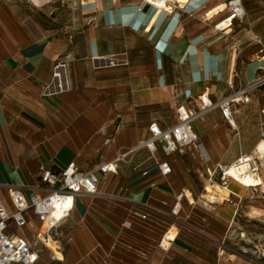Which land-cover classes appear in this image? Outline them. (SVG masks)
Returning a JSON list of instances; mask_svg holds the SVG:
<instances>
[{
  "label": "crops",
  "instance_id": "1",
  "mask_svg": "<svg viewBox=\"0 0 264 264\" xmlns=\"http://www.w3.org/2000/svg\"><path fill=\"white\" fill-rule=\"evenodd\" d=\"M228 1L0 0L1 201L12 210L9 186H39L41 165L115 164L98 172L96 193L75 197L54 264H259L230 238L235 186L222 202L195 187L206 166L247 155L237 108L232 123L218 109L193 123L207 165L192 146L137 147L150 124L177 121V106L195 107L203 93L216 100L234 72L247 82L264 67V0H233L234 15ZM24 215L21 234L34 239L40 222Z\"/></svg>",
  "mask_w": 264,
  "mask_h": 264
},
{
  "label": "built area",
  "instance_id": "2",
  "mask_svg": "<svg viewBox=\"0 0 264 264\" xmlns=\"http://www.w3.org/2000/svg\"><path fill=\"white\" fill-rule=\"evenodd\" d=\"M156 7H165L166 0H145ZM233 15L237 13L235 1L227 2ZM240 14V13H238ZM56 65L55 67H57ZM57 74V73H53ZM236 80L228 82V90L216 100H209L206 93L198 95L199 104L195 107L185 108L177 106V121L161 129L156 123L149 125V136L139 141L137 147L153 149L155 143L159 142L165 153L173 151H183L184 147L192 146L197 149L201 160L207 165L210 157L203 145L199 142V137L193 129V123L203 120L212 110L218 109L221 116L232 123L233 114L237 105L250 102V93L256 88L264 85V67L261 72L247 82H242L240 75L233 74ZM129 152L122 153L116 157V161L123 159ZM249 155H240L232 164H237L243 158L245 161ZM222 165H217L220 172V183L226 188L231 181ZM160 174L163 176L171 172L170 165L163 161L158 165ZM206 166L209 179L216 170ZM115 170L114 162L99 165L90 170L79 169L74 162H70L58 172H53L45 166L39 167L40 185L36 187L9 186L8 193L13 206L12 210L7 209L0 199V264H34L43 247L50 248L48 242L52 239L61 250V241L57 238V229L69 218L74 207L75 197L83 193L93 194L97 191L99 181L98 172H112ZM30 190L28 197L23 193V189ZM35 190L44 191L43 195H37ZM233 194V193H231ZM235 195V194H233ZM182 194H179L178 198ZM178 203L173 208V214L177 213ZM31 210L40 222V229L35 234L34 239H28L25 234H16L10 229V222L15 227L21 229L26 226L24 213ZM143 218L145 215H141ZM42 227H44L42 229ZM42 247V248H41ZM56 257L53 252L51 258Z\"/></svg>",
  "mask_w": 264,
  "mask_h": 264
},
{
  "label": "rangeland",
  "instance_id": "3",
  "mask_svg": "<svg viewBox=\"0 0 264 264\" xmlns=\"http://www.w3.org/2000/svg\"><path fill=\"white\" fill-rule=\"evenodd\" d=\"M256 65L254 63L251 69L256 67ZM237 110L234 115L240 121H243L244 134L246 137H250L246 144H242L241 150L243 153L253 157L249 161L251 169L264 179V159H258L256 155L252 154L255 144L259 139L264 138V85L251 91L250 102L244 108H240L238 105ZM199 177L200 180L197 181L196 179L195 181V187L203 195L206 192L205 187L208 185L215 183L222 186L220 183V172L217 169L211 179H209V175L205 170ZM231 184L236 187L231 186L236 192V195H232L236 212L232 219L231 236H229L239 253H246L252 256L259 264H264V186L244 187L232 178L229 186ZM227 197L229 198V193ZM203 199L206 200L207 197L204 195ZM62 226L55 231L57 238L61 241V250L58 251H62V248L67 249L69 245V240L61 229ZM10 229L16 234H21L22 232L12 222H10ZM52 254L53 252L50 248L43 247L39 256L43 259L47 257L48 262L50 261V264H54L55 261L49 260Z\"/></svg>",
  "mask_w": 264,
  "mask_h": 264
},
{
  "label": "bare ground",
  "instance_id": "4",
  "mask_svg": "<svg viewBox=\"0 0 264 264\" xmlns=\"http://www.w3.org/2000/svg\"><path fill=\"white\" fill-rule=\"evenodd\" d=\"M236 6V11L238 13L241 11V9L238 7L237 4ZM252 154L256 155V158L258 159H264V138L258 140V142L254 146ZM251 157L252 156L249 155L248 159L246 160H250ZM250 165L251 164L249 161H245V159L242 158L239 163L230 164L224 167V171L227 176L231 177L244 187L264 186V179H262L260 175L257 174V172H253ZM205 191L206 192L204 195L205 197H207L208 201L222 202V200L226 199L228 196V190L215 183L205 187ZM43 228L44 227H42V229ZM48 245L50 247V250L55 253L56 258H61L56 243L52 239L48 242Z\"/></svg>",
  "mask_w": 264,
  "mask_h": 264
}]
</instances>
